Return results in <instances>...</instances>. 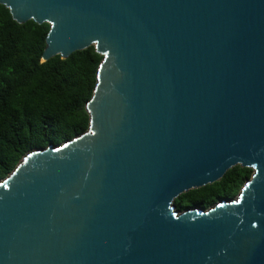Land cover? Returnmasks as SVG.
I'll return each mask as SVG.
<instances>
[{
    "label": "water",
    "instance_id": "obj_1",
    "mask_svg": "<svg viewBox=\"0 0 264 264\" xmlns=\"http://www.w3.org/2000/svg\"><path fill=\"white\" fill-rule=\"evenodd\" d=\"M42 54L103 55L88 129L0 180V264H264V0H0ZM232 197L178 210L235 165Z\"/></svg>",
    "mask_w": 264,
    "mask_h": 264
},
{
    "label": "trees",
    "instance_id": "obj_2",
    "mask_svg": "<svg viewBox=\"0 0 264 264\" xmlns=\"http://www.w3.org/2000/svg\"><path fill=\"white\" fill-rule=\"evenodd\" d=\"M47 22L16 21L0 3V180L24 156L84 133L90 125L87 103L94 94L103 55L94 45L44 61ZM253 169L240 164L218 181L182 193L178 210L205 209L235 196Z\"/></svg>",
    "mask_w": 264,
    "mask_h": 264
}]
</instances>
